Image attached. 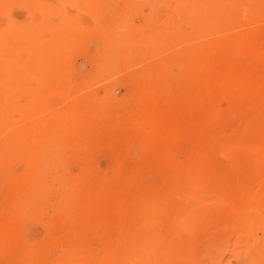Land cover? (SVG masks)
<instances>
[{
  "label": "rangeland",
  "instance_id": "374dc122",
  "mask_svg": "<svg viewBox=\"0 0 264 264\" xmlns=\"http://www.w3.org/2000/svg\"><path fill=\"white\" fill-rule=\"evenodd\" d=\"M186 51L199 80L252 81L251 119L189 132L233 104L197 79L176 99ZM160 87L203 114L173 126L176 171L132 145ZM263 146L264 0H0V264H264Z\"/></svg>",
  "mask_w": 264,
  "mask_h": 264
},
{
  "label": "bare ground",
  "instance_id": "6f19581e",
  "mask_svg": "<svg viewBox=\"0 0 264 264\" xmlns=\"http://www.w3.org/2000/svg\"><path fill=\"white\" fill-rule=\"evenodd\" d=\"M221 44H219V46H220ZM229 45V44H228ZM238 45V44H237ZM236 45V46H237ZM213 46V45H212ZM216 46V45H215ZM231 46V45H230ZM245 45H243V47H244ZM218 47V46H217ZM215 48L216 49V52H217V50H218V52H219V49L218 48ZM242 47V48H243ZM225 48V47H224ZM233 48H235V45H234V47H233V45H232V50H233ZM198 49V48H197ZM231 49V48H230ZM247 49V48H246ZM232 50H230L231 52H232ZM240 48H239V45H238V48H236L235 49V52L233 53V55L232 56H234L235 58H238V60L241 62L244 58L246 59V57H244L243 59H239V57H241L242 58V56H239V57H237V54L240 52ZM244 50V49H243ZM203 51H204V48H203ZM207 51H215L214 49L212 50V47H211V49L209 50H207ZM207 51H205V52H207ZM217 52V53H218ZM208 53V52H207ZM207 53H205V54H207ZM243 53H245L246 55L248 54V50H244V52ZM194 53H191V52H181V53H179L178 55L176 54L175 56H174V59H172V60H169L170 61V64H169V67H170V69H169V72L171 73V72H174V69H176V68H178V64L180 63V64H183L184 63V69H183V71L180 73V75H179V79H178V81H177V84H176V86H175V88H177V93H176V95H177V97H176V99L178 100L179 99V101H180V99H182L184 96V100L186 99V95L184 94V96H183V93H182V90L184 89L183 88V86H189V87H193V86H196L197 87V85H196V83L194 82L195 81V79H197V80H199L200 78V76H209V73H208V71H206L205 69H201L202 67H200L199 66V62H200V60L201 61H203V57H199L198 59H197V55H193ZM204 54V55H205ZM209 54V53H208ZM219 54V53H218ZM241 55H243V56H245L244 54H242V53H240ZM239 54V55H240ZM221 57H222V54L220 55ZM217 57H219V56H217ZM231 58V57H230ZM214 59H216V58H214ZM100 60H101V57H100ZM237 60V62H239ZM247 60V59H246ZM47 61V60H46ZM102 61V60H101ZM205 61V60H204ZM249 61H251L250 59H249ZM253 61V60H252ZM231 62V61H230ZM236 62V61H235ZM243 62V61H242ZM253 63V62H252ZM252 63H248L247 64V68H252V67H256V64H252ZM255 63V62H254ZM103 64V63H102ZM101 64V65H102ZM104 65V64H103ZM177 66V67H176ZM100 67V66H99ZM108 67V66H107ZM5 68H6V66H5ZM4 68V69H5ZM4 71V70H3ZM6 71V70H5ZM7 72V71H6ZM22 72V71H21ZM106 72V71H105ZM46 73V72H45ZM102 73V72H101ZM107 73V72H106ZM96 75V74H95ZM98 75H99V73H98ZM23 77H26V76H24V75H22ZM95 77V76H94ZM99 77V76H98ZM211 81L209 82V84L208 83H206V81H202V80H199L200 81V83L202 84V86L205 88V92H214V94H217V92H218V96L219 95H221V96H226V97H228L229 98V100L232 102V104H233V106H231V107H229V108H227L226 110L224 109V112L222 111H219V109H217V111H213V112H211V113H207V114H205L204 113V121H203V123L202 124H200V126H197L194 130H191V131H189L194 137H196V136H201V134L202 133H204V132H213L214 130H216L215 128H216V126H217V124L219 123V121L220 120H222V119H226V118H234L235 116H239V117H241L242 115V117H248V120L249 119H251V114H252V112H253V110L252 109H255V107H256V104H255V101H256V93H254V86H253V83H252V81L251 80H247L246 78H244L243 76H241V75H238L237 77H229V76H226V77H224V78H222V79H215V77H214V75H213V73L211 74ZM100 78V77H99ZM204 78V77H203ZM207 78H209V77H207ZM251 78V77H250ZM249 78V79H250ZM204 79H206V78H204ZM203 79V80H204ZM210 79V78H209ZM19 80V79H18ZM20 80H21V77H20ZM24 80V79H23ZM96 80H98V79H96ZM208 80V79H207ZM252 80H253V78H252ZM21 82V81H20ZM27 82V81H26ZM70 84V83H69ZM68 84V85H69ZM27 85V84H26ZM25 85V86H26ZM67 87H70V86H67ZM203 87H202V89H203ZM87 88V87H86ZM183 88V89H182ZM187 88V87H186ZM168 89V87H166L165 88V90L162 88V87H160L159 89H157V88H149L148 90H150V92L148 91V96L151 98V99H149L150 100V102L152 101V102H154V100L156 99V103H158V100H160V99H162V102L163 101H165V99H166V101L168 100L169 101V99H171L172 100V98H170V97H172L173 96V94H172V96L171 95H169V91L170 90H167ZM182 89V90H181ZM180 90H181V92H180ZM207 90H210V91H207ZM67 91V90H66ZM147 91L146 92H143V93H147ZM154 91L155 92H157L158 94L156 95L155 94V96H154ZM184 92V91H183ZM142 93V94H143ZM32 94V93H31ZM182 94V95H181ZM23 95V94H22ZM145 96H146V94H144ZM144 95H143V98H144ZM140 95H138V97H139ZM147 96V97H148ZM158 96V98H155V97H157ZM214 96H216V95H214ZM103 97V96H102ZM137 97V98H138ZM141 97H142V95H141ZM139 98V100H141V101H144V99H146V98H144V99H142V98ZM174 97V98H175ZM205 97V96H204ZM30 98V97H29ZM128 98V97H127ZM173 98V99H174ZM208 98V97H207ZM207 98H205V99H207ZM216 98V97H215ZM100 100V99H99ZM124 100V99H123ZM138 100V102H139V104H141L142 102H140ZM149 100H148V102H149ZM183 100V101H184ZM187 100H188V103L187 104H185L184 103V105H186L187 107V109L185 110V111H183V115H181L182 114V112H180L179 111V109L177 110V107H175V103H173L172 101H171V106L173 105V107H172V109H176L175 110V112L173 111V110H171L169 107V110L167 111L166 109V106H165V110H164V106H163V104H162V108H159V107H155V102L154 103H152V105H151V103L149 102V104L147 103V101H146V106L147 105H149V106H147L146 108H148L147 110V112L145 111V105H143L144 106V110L142 111V108L141 109H139V105H137L138 106V109L139 110H141V112H140V114L138 115L137 114V117H138V120L137 121H133V125H134V127H136L138 130H140V133H139V137L140 138H137V139H140L138 142H136V144H134V143H132V145L133 146H135L136 148H135V150L137 149V147L138 146H140V147H142V148H140L139 150L142 152V150H146V148H149V149H151L152 147H153V150L151 149V152H153V154H155V152H157L156 153V157H158V151H159V149L157 150L156 148H161L162 150H160L161 151V154H159V157H160V155H161V159H168L169 157H168V154H169V156H170V160H168L169 162H171V163H169L167 160H165L164 159V161L163 162H166L167 161V163H169L170 165L171 164H173V165H171V167L173 166L174 168H175V171H176V168H178V167H175V162L174 163H172V160H173V157L170 155V152L168 153V151L167 152H165L164 151V148H166L167 147V145L168 144H170L171 142H173V140L171 141V139H172V137H173V135H174V132H173V126H176V128L177 127H179V126H184L185 128H186V126L188 125L187 123H189L190 124V121L193 119H195L196 117L198 118V117H200V115H203V114H201L202 112H200V108L198 109L197 107H195L194 106V103H196V101H194V99L193 100H191L190 98H187ZM216 100V99H215ZM133 101V100H132ZM145 101L143 102V103H145ZM166 101H165V103H166ZM186 101V100H185ZM184 101V102H185ZM82 102H84V101H82ZM101 102V101H100ZM100 102L98 101L97 103H99V105L101 106V104H100ZM116 102V101H115ZM175 102H176V100H175ZM119 103V102H118ZM117 103V104H118ZM168 103V102H167ZM203 103V102H202ZM106 104V103H105ZM112 104H114V103H112ZM121 106H122V104H124V103H122L121 104V102L119 103ZM126 104V103H125ZM155 104V105H154ZM159 104V103H158ZM170 104V103H169ZM115 105V104H114ZM130 105V104H129ZM134 105H136V104H134ZM142 105V104H141ZM140 105V106H141ZM153 105H154V108H157V111L155 110L154 112L152 111L153 109H151V107H153ZM105 106V105H104ZM108 106V105H107ZM126 106V105H125ZM143 106H141V107H143ZM168 106V105H167ZM106 107V106H105ZM135 108H136V106H134ZM149 107H150V109H149ZM161 107V106H160ZM175 107V108H174ZM179 107V106H178ZM185 107V106H184ZM123 108H124V106H123ZM122 108V109H123ZM132 108V107H131ZM120 109V108H119ZM137 109V108H136ZM135 109V110H136ZM158 109H160V110H158ZM185 109V108H184ZM138 111V110H137ZM125 113V112H124ZM128 113V112H127ZM126 113V114H127ZM134 113H135V111H134ZM120 114V113H119ZM253 115H254V112H253ZM180 122H184L183 124H181ZM100 124V123H99ZM104 124V123H103ZM106 124V123H105ZM100 125V128H102V129H108V128H106L107 126L109 127V125L107 124V125ZM128 124V123H127ZM132 125V124H131ZM103 126H106V127H104L103 128ZM128 127H129V124H128ZM183 127V128H184ZM131 128H133V126L131 127ZM135 130V129H134ZM175 131V130H174ZM246 131V130H245ZM173 132V133H172ZM178 132V131H177ZM176 133V132H175ZM225 134L227 133V132H224ZM26 134V133H25ZM213 134H214V132H213ZM227 134H229V133H227ZM204 135V134H203ZM22 136V135H21ZM213 136V135H212ZM218 136H220V135H218ZM178 137V136H177ZM19 138V137H18ZM126 138V137H125ZM129 138V137H128ZM134 138V140H135V137H133ZM206 138H207V136H206ZM12 140V139H11ZM207 140V139H206ZM209 141H210V139H208ZM128 141H129V139H128ZM193 141H195V140H193ZM197 141V140H196ZM131 142V141H130ZM12 143V142H11ZM11 143H10V145H11ZM15 143V142H14ZM128 143V142H127ZM210 143H211V141H210ZM209 143V146L211 145ZM226 143V142H225ZM255 143H257V142H255ZM13 144V143H12ZM25 144V143H24ZM116 144V143H115ZM200 145H201V143H200ZM226 145H228L227 143H226ZM237 145V144H236ZM114 146V145H113ZM144 146V147H143ZM208 146V147H209ZM212 146V145H211ZM210 146V147H211ZM8 147V146H7ZM19 147V146H18ZM23 147H25L24 145H22V148ZM146 147V148H145ZM228 147V146H227ZM264 147V146H263ZM11 148H12V146H11ZM131 148V147H130ZM139 148V147H138ZM145 148V149H144ZM196 148V147H195ZM155 149H156V151H155ZM236 149H237V147H236ZM200 150V149H199ZM210 150V149H209ZM238 150V149H237ZM257 150H259L258 152H257V155L259 154V152H261L262 150L260 149V148H258ZM23 151V150H22ZM138 151V150H137ZM139 151V152H140ZM150 151V150H149ZM229 151V150H228ZM235 151V150H234ZM233 151V152H234ZM138 152V153H139ZM200 152V151H199ZM224 152V154H225V152L226 151H223ZM250 153H251V150L249 151ZM23 154H20V156L21 155H23V156H25L24 155V152H22ZM25 153H27V152H25ZM135 153H136V151H135ZM160 153V152H159ZM262 153V152H261ZM261 153H260V155H261ZM137 154V153H136ZM140 154V153H139ZM143 154H144V152H143ZM151 153L149 152L148 153V155H150ZM172 154V153H171ZM201 154V153H200ZM256 154V153H255ZM152 155V154H151ZM150 155V156H151ZM199 155V154H198ZM252 155H254V154H252ZM137 156H139V155H137ZM147 156V155H146ZM145 156V157H146ZM155 156V155H154ZM196 156V155H195ZM199 156H201V155H199ZM204 156V155H203ZM256 156V155H255ZM158 157V158H159ZM172 157V158H171ZM258 157V156H257ZM19 158H21V157H19ZM25 158V157H24ZM149 158V156L147 157V159ZM259 159H261V157H258ZM145 159V158H144ZM196 159H198V161H200L199 160V158H196ZM256 159V158H255ZM23 160V159H22ZM258 160V159H257ZM193 161H194V163H196L197 161L195 160V158L193 157ZM196 161V162H195ZM254 161V160H253ZM187 162H188V160H187ZM189 162H190V159H189ZM261 162V161H260ZM193 163V162H192ZM198 163V162H197ZM166 164V163H165ZM181 164V163H180ZM191 164V163H190ZM258 164H259V162H258ZM163 165V164H162ZM187 166H189V164H186ZM199 165V164H198ZM205 165V164H204ZM177 166V165H176ZM193 166V165H192ZM190 167V169H192L193 170V168L195 167V166H197L196 164L194 165V167ZM203 166V165H202ZM164 167V166H163ZM197 167H200V166H197ZM206 167V166H205ZM181 168V167H180ZM179 168V169H180ZM207 168V167H206ZM184 170L186 169V167L184 166V168H183ZM188 169V168H187ZM195 169V168H194ZM198 169V168H197ZM171 170V169H170ZM182 170V168L180 169V171ZM183 170V171H184ZM192 170H191V173H192ZM199 170V169H198ZM255 170V169H254ZM183 171H181L182 172V174H184V176L186 177V176H188L189 177V175H190V171H188V173H185V172H183ZM193 171H195V170H193ZM232 171H233V169H232ZM178 172H179V170H178ZM196 173H197V171H195ZM201 172V171H200ZM181 174V173H180ZM187 174V175H186ZM199 175L200 174H204V171H203V173L201 172V173H198ZM133 175V174H132ZM131 175V172H130V176H132ZM202 175H200V176H202ZM128 176V175H127ZM171 176H173V175H171ZM181 176V175H180ZM200 176H196L197 178H199L198 180H201L202 178L200 177ZM191 177V176H190ZM193 177H194V175H193ZM130 178V177H129ZM179 178V177H178ZM127 179V178H126ZM174 179V178H173ZM180 179V178H179ZM205 179V178H204ZM219 180H222V182L223 181H225V182H228V179H227V177H226V175H221L220 177H219ZM128 182H130V180H128ZM127 181H126V183H128ZM133 181H131V183H132ZM225 191V190H224ZM141 252V251H140Z\"/></svg>",
  "mask_w": 264,
  "mask_h": 264
}]
</instances>
